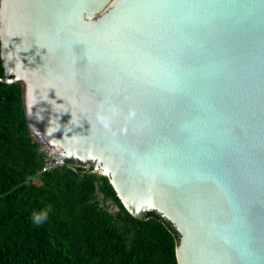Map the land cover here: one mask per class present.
I'll list each match as a JSON object with an SVG mask.
<instances>
[{
	"label": "water",
	"instance_id": "water-1",
	"mask_svg": "<svg viewBox=\"0 0 264 264\" xmlns=\"http://www.w3.org/2000/svg\"><path fill=\"white\" fill-rule=\"evenodd\" d=\"M0 44L31 135L177 264H264V0H0Z\"/></svg>",
	"mask_w": 264,
	"mask_h": 264
},
{
	"label": "trees",
	"instance_id": "trees-1",
	"mask_svg": "<svg viewBox=\"0 0 264 264\" xmlns=\"http://www.w3.org/2000/svg\"><path fill=\"white\" fill-rule=\"evenodd\" d=\"M43 161L21 85L0 82V264H177L174 227L154 211L132 217L94 164L38 174Z\"/></svg>",
	"mask_w": 264,
	"mask_h": 264
},
{
	"label": "built area",
	"instance_id": "built-area-1",
	"mask_svg": "<svg viewBox=\"0 0 264 264\" xmlns=\"http://www.w3.org/2000/svg\"><path fill=\"white\" fill-rule=\"evenodd\" d=\"M32 138L44 156V161L38 174L51 172L66 166V161L62 158L57 149L53 145H49L41 135H32Z\"/></svg>",
	"mask_w": 264,
	"mask_h": 264
},
{
	"label": "clouds",
	"instance_id": "clouds-1",
	"mask_svg": "<svg viewBox=\"0 0 264 264\" xmlns=\"http://www.w3.org/2000/svg\"><path fill=\"white\" fill-rule=\"evenodd\" d=\"M44 218H45L44 216H36V217L34 218V222L38 224V223H40L41 220L44 219Z\"/></svg>",
	"mask_w": 264,
	"mask_h": 264
},
{
	"label": "rangeland",
	"instance_id": "rangeland-1",
	"mask_svg": "<svg viewBox=\"0 0 264 264\" xmlns=\"http://www.w3.org/2000/svg\"><path fill=\"white\" fill-rule=\"evenodd\" d=\"M43 157H44V156H43ZM110 210H111V211H115V210H114L113 208H111V207H110Z\"/></svg>",
	"mask_w": 264,
	"mask_h": 264
},
{
	"label": "flooded vegetation",
	"instance_id": "flooded-vegetation-1",
	"mask_svg": "<svg viewBox=\"0 0 264 264\" xmlns=\"http://www.w3.org/2000/svg\"><path fill=\"white\" fill-rule=\"evenodd\" d=\"M89 163H92V164H94L93 162H89ZM110 205V204H109ZM110 207L112 208V206L110 205Z\"/></svg>",
	"mask_w": 264,
	"mask_h": 264
}]
</instances>
